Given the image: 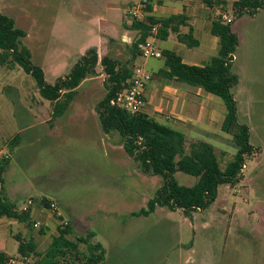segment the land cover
Returning a JSON list of instances; mask_svg holds the SVG:
<instances>
[{
    "label": "rangeland",
    "instance_id": "1",
    "mask_svg": "<svg viewBox=\"0 0 264 264\" xmlns=\"http://www.w3.org/2000/svg\"><path fill=\"white\" fill-rule=\"evenodd\" d=\"M130 1L138 0H0V12L25 33L22 44L33 65L54 85L92 47L125 63L121 32ZM235 1L228 2L232 29L248 32L250 44L241 47L245 56L255 52L252 61L245 59L240 83L232 89L239 122L249 126L255 147L239 182L220 185L216 201L191 216L166 207L134 216L147 209L164 180L140 169L118 133L102 131L95 107L107 93L102 66L57 119L55 131L46 123L51 103L42 99L35 79L20 68L0 66V152H9L15 138L22 140L4 176L6 190L20 210L33 202L30 223L3 219L0 250L16 264H37L35 255L19 262L18 238L34 241L44 253L58 227L70 223L72 240L95 234L106 250L102 264H264V18L258 27L246 25L250 15L236 17ZM218 157L224 167L228 158ZM174 178L181 186L197 183L182 172ZM48 199L60 217L47 209Z\"/></svg>",
    "mask_w": 264,
    "mask_h": 264
},
{
    "label": "trees",
    "instance_id": "2",
    "mask_svg": "<svg viewBox=\"0 0 264 264\" xmlns=\"http://www.w3.org/2000/svg\"><path fill=\"white\" fill-rule=\"evenodd\" d=\"M218 5L222 7L225 4L223 2ZM263 6L264 0H236L232 9L236 17L245 13L253 16ZM147 12H152L151 4L148 5ZM151 24H161L158 34L160 39H167L174 33L177 34L179 42L187 47L199 46L187 16L175 15L158 19L148 14L144 21H133L132 28L139 30V35L132 44L134 54H140L138 43L151 36ZM181 27H189V31L183 34ZM211 33L219 38L220 50L208 64L188 65L175 52L164 51L166 68L160 70L156 76L166 81L177 79L179 82L200 87L223 101L227 109L223 132L231 137L237 148L234 159L225 168L221 166L211 144L196 141L188 145L189 141L183 133L158 123L143 112L133 114L114 105L112 102L117 95L128 87L133 70L128 64H122L109 55L99 59L96 47L89 48L67 76L59 78L54 85L47 84L43 70L33 65L29 49L22 44L25 33L15 26L13 19L0 12V66L9 70L20 68L31 75L42 99L52 103V120H55L65 115L75 100L81 83L98 75L97 67L100 64L107 76L104 82L106 96L96 106L102 131L105 134L118 133L125 152L139 164L140 169L145 174L161 176L164 180L163 186L148 202L147 209L133 215L147 217L158 207H166L172 211L180 209L191 216L194 212L207 209L216 201L220 185L234 186L239 182L247 158L255 153V147L250 143V128L247 124L239 122L237 102L232 92L238 83V78L231 73V68L239 38L232 30V24H224L220 16L213 22ZM15 141L16 138L12 140V147L16 146ZM8 162L0 164L2 182ZM177 172L196 177L197 183L193 187L179 185L174 178ZM44 201L47 206V201ZM4 218L19 223L31 222L30 209L20 210L6 196L3 188L0 191V221ZM72 234L73 228L70 223L61 224L58 227V234L53 237L44 253L37 251L34 241L25 242L18 238L19 262L26 263L32 255L38 257L37 264L105 262L106 250L101 243L95 242L94 233H87L76 240L70 239ZM82 246L86 250H82ZM11 259L5 252L0 251V264H10Z\"/></svg>",
    "mask_w": 264,
    "mask_h": 264
},
{
    "label": "crops",
    "instance_id": "3",
    "mask_svg": "<svg viewBox=\"0 0 264 264\" xmlns=\"http://www.w3.org/2000/svg\"><path fill=\"white\" fill-rule=\"evenodd\" d=\"M223 2L225 4L224 6L221 7L218 5ZM228 2L229 0H150L152 12L149 14L151 16L158 19H164L175 15L187 16L189 18V25L193 28L194 36L199 41L198 47L189 48L185 44L179 42L177 34L171 33L170 36L164 40L158 37L155 38L154 43L156 47L162 54L164 51L175 52L182 58L183 62L188 65L204 66L208 64L213 57L218 55L220 50L219 38L211 33L212 25L222 11L228 12ZM136 3L137 1H130L127 4V8L125 9L126 16H128L129 8ZM121 9H123V7ZM263 11L264 8H261L255 15H250V18H247L248 20L245 21V24L250 26L255 25V27L260 26L264 18V16H261L264 13ZM126 16L123 23V32H121V41L125 46L124 64H128V66L132 67L133 72L137 67H143L153 76V80L144 93L145 105L142 112L154 118L158 123L183 133L189 141L188 145L196 141H204L211 144L215 148L217 155L220 154L228 158L225 166L223 167L221 165L225 168L227 164L234 159L237 153V148L229 140L230 136L223 132V125L227 112L225 104L219 97L207 93L200 87L179 82L177 79L166 81L157 78L156 74L160 70L166 68V59L165 57L161 59H146L140 56L139 53H133L132 44L137 39L139 30L132 28L133 19L131 18L132 22H128ZM141 20L144 21L146 18H141ZM232 30L239 38V46L231 70L240 83L241 77H239V74L243 69V63L245 59H247V62L250 60L252 61L255 52L252 50L245 56L241 47L244 42H247V45L250 44L248 32L247 34H241L238 33L236 29ZM188 31L189 27H181V33L185 34ZM97 50L100 59L104 57L102 51L100 52L98 47ZM241 60H243V62H241ZM93 79L94 77L87 78L81 83L77 89L78 93L76 98L79 95L80 89ZM50 106L51 112L47 111L46 113V123H48L51 131H55L57 119L64 117V115L52 121V103ZM51 121L52 123H50ZM21 143L22 140L18 141L16 146L11 150H6L9 151L11 156L3 175L4 193L7 197L8 192L6 190L4 176L11 169V160L14 156L13 152L18 146H21ZM43 197L46 196L43 195ZM26 206H24L23 209ZM3 221V219L0 221V225ZM0 251L5 252L3 249Z\"/></svg>",
    "mask_w": 264,
    "mask_h": 264
},
{
    "label": "built area",
    "instance_id": "4",
    "mask_svg": "<svg viewBox=\"0 0 264 264\" xmlns=\"http://www.w3.org/2000/svg\"><path fill=\"white\" fill-rule=\"evenodd\" d=\"M221 1V0H218ZM150 4V0H138L136 4L131 6L128 10V16L134 20H141V18H146L149 14L147 12V7ZM220 19L224 24H232L234 19L231 17L228 12L222 11L220 14ZM151 36L143 41L138 43V49L140 55L143 58H155L161 59L164 57L162 52L156 47L154 39L158 37L161 24H151ZM153 80V76L143 67H137L133 76L129 82L128 87L122 93L118 94L115 100L112 102L114 105H117L130 113H140L143 111L145 102H144V93ZM9 152H0V164L4 161L10 159ZM4 183L0 181V191L3 190ZM49 200V199H48ZM47 201V209L56 216L60 217L59 209L57 204L52 200ZM33 202L30 200L27 206L23 209L24 211L28 210L29 206ZM67 224V223H65ZM39 223H36L35 226H38ZM16 260L11 259L10 264H16Z\"/></svg>",
    "mask_w": 264,
    "mask_h": 264
}]
</instances>
